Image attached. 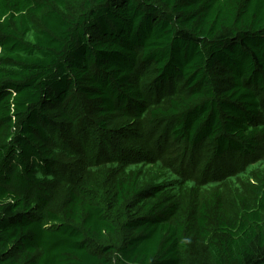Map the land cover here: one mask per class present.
Instances as JSON below:
<instances>
[{
	"label": "trees",
	"instance_id": "trees-1",
	"mask_svg": "<svg viewBox=\"0 0 264 264\" xmlns=\"http://www.w3.org/2000/svg\"><path fill=\"white\" fill-rule=\"evenodd\" d=\"M0 264H264V0H0Z\"/></svg>",
	"mask_w": 264,
	"mask_h": 264
},
{
	"label": "rangeland",
	"instance_id": "rangeland-1",
	"mask_svg": "<svg viewBox=\"0 0 264 264\" xmlns=\"http://www.w3.org/2000/svg\"><path fill=\"white\" fill-rule=\"evenodd\" d=\"M71 150H75V151H78L77 150V144L75 143V148H73V149H71ZM87 151H88V153H89V151H92V147H87ZM101 151H102V154H103V156H107V158L108 157H110L111 155H112V153H107L106 152V149H101ZM93 152V151H92ZM90 154V153H89ZM108 154V155H107ZM102 160V159H101Z\"/></svg>",
	"mask_w": 264,
	"mask_h": 264
}]
</instances>
